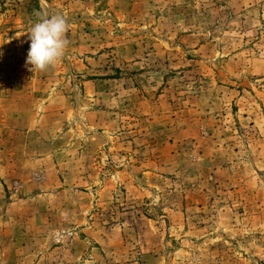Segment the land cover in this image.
I'll use <instances>...</instances> for the list:
<instances>
[{"label": "rangeland", "instance_id": "374dc122", "mask_svg": "<svg viewBox=\"0 0 264 264\" xmlns=\"http://www.w3.org/2000/svg\"><path fill=\"white\" fill-rule=\"evenodd\" d=\"M0 264H264V0H0Z\"/></svg>", "mask_w": 264, "mask_h": 264}, {"label": "clouds", "instance_id": "9594fccd", "mask_svg": "<svg viewBox=\"0 0 264 264\" xmlns=\"http://www.w3.org/2000/svg\"><path fill=\"white\" fill-rule=\"evenodd\" d=\"M67 31L68 23L62 15L40 16L28 31L31 43L25 63L31 65L30 71H46L64 56L69 44Z\"/></svg>", "mask_w": 264, "mask_h": 264}]
</instances>
